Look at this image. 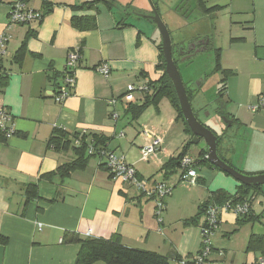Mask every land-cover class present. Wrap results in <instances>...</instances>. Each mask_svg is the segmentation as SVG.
<instances>
[{
	"label": "crops",
	"instance_id": "0c3cea01",
	"mask_svg": "<svg viewBox=\"0 0 264 264\" xmlns=\"http://www.w3.org/2000/svg\"><path fill=\"white\" fill-rule=\"evenodd\" d=\"M17 1L0 0V37L9 38L2 61L0 107L11 114L16 128L11 138L0 137V240H7L3 264H75L81 252L77 239H109L114 235L130 248L166 257L179 255L183 260L195 258L202 249L204 216L197 225L187 224L191 217L179 219L177 225L167 208L159 224L154 202L113 179L99 157L90 158L85 168L64 178L45 177L76 160L72 149L56 150L50 145L56 129L106 139L108 150L124 156L141 178H152L153 172L168 162L163 148L167 131L144 125L136 136L126 133L127 117L134 119L128 110L130 103L124 101L128 87L144 86L162 75L156 68L161 43L157 27H151V35H147L142 18L134 13L151 15L150 3L140 0L132 7L135 0H114L113 7L101 2L91 10H75L73 6L93 0H47L54 6L42 21L13 25L9 14ZM154 1L160 15L164 7L165 23L173 39L174 33L188 23V14L179 16L173 8L187 0ZM26 3L35 11L45 12L43 0ZM203 7L217 9L203 13L198 0L190 7L192 17L197 16L195 23L200 25L196 40L203 44V50L198 53L209 50L210 45L214 53L220 49L221 67L228 74L224 97L240 136L228 145L232 149L228 158L239 171L264 174V157L259 159L251 153L261 145L264 150V110L254 113L249 109L264 92V0H205ZM73 17H95L96 28L80 31L72 26ZM209 18L214 21L212 28L201 26ZM77 48L82 60L75 74L76 85L71 96L59 104L54 98L58 88L53 77L65 73L67 58ZM99 66L110 69L108 77L95 70ZM218 74L221 79L225 77L222 72ZM132 95L133 105L142 104L143 93L135 91ZM113 113L118 115L116 120ZM157 114L162 122L161 111ZM176 118H170L169 126L178 122ZM145 130L163 141L161 152L148 161L141 156V148L149 142ZM178 155H170V159ZM212 173L211 181L200 176L197 181V185L208 182L201 187L206 195L202 205L211 201L214 192L234 195L240 185L223 172ZM30 185L38 186L35 198L28 197ZM232 224H237V217L224 214L218 230L222 232L224 225ZM253 225L251 235H264L261 223L256 230ZM213 247L209 264H234V255L229 259L227 251L219 245ZM219 250L225 252L223 256L218 255ZM260 259L258 254L247 253L237 264H258Z\"/></svg>",
	"mask_w": 264,
	"mask_h": 264
},
{
	"label": "trees",
	"instance_id": "16d2710c",
	"mask_svg": "<svg viewBox=\"0 0 264 264\" xmlns=\"http://www.w3.org/2000/svg\"><path fill=\"white\" fill-rule=\"evenodd\" d=\"M152 1L157 11L159 12V9L157 8V2L154 0ZM19 2L26 3V0H18L13 4V6ZM101 2H106L107 4H109L110 7H113L114 0H93V1L85 2L81 6H73V8L75 10H83V9L91 10L93 8H96L97 5ZM204 3L205 0H198L199 9L203 13L208 14L213 11H216L217 8L208 9L203 7ZM43 4H44L45 12L41 13L42 20L46 15H48L51 12L54 6L53 3L48 2L47 0H43ZM71 24L73 27L79 29L80 31H87L96 28V19L95 17H73ZM172 43H173L174 62L181 74L189 101L192 104L194 96L199 91V89L198 88L195 89L192 86H189L184 81L180 64L183 65L185 62L189 61L196 54H198L197 49H199V52L202 51L200 49L203 48L202 47L203 44H201V42L197 39L196 42L193 43L195 45V48L188 49L189 47L186 48L184 46V43L175 44L173 42V39H172ZM189 46L192 45L189 44ZM209 47L211 48V45ZM23 48H25V46H23ZM158 48L160 53H159V63L156 66V68L157 70L161 71L162 75L158 80L150 81L149 84H147L150 87V92L144 94L145 98L142 104L133 105L132 103H130L128 110H130L134 119H138L149 107L153 106L157 109V111H159V105L161 101L164 98H167L169 99L170 103L173 105L175 111L177 112L176 121L179 122L182 120L185 124V132L187 133V135L193 138V134L184 119L173 83L166 73V64L162 52L161 43H159ZM180 51H185V52L181 53ZM220 57H221L220 49L215 50V68L213 69L210 75H206L204 78V82H206L209 76L214 75L216 73L222 72L225 75V77L220 80V89L217 94L218 102H220L224 98L226 92V81L228 77L227 72L222 70ZM183 58H185L186 60L182 61ZM65 76H66L65 73L54 75L53 79L55 81L56 87L58 88L56 90V94L59 93V91H61L64 88L63 84H64ZM199 79H195L194 83L196 81H199ZM204 82H201V86L203 85ZM221 116L225 117L228 121H231V124L228 125L227 123L225 125V132L221 135H218L215 131L213 132L217 135L219 139V153L221 158L229 165L233 166L230 159L228 158V155L231 154L230 152H232V149L230 150V147L228 146L230 145L231 142L227 141L229 139V137H227V132L235 125V120L231 118L230 114L224 111H221ZM79 136H81L82 144L81 146L77 147L75 145V140L79 138ZM0 137L3 140H6V138L1 133H0ZM106 144H107V140L99 136L88 137L87 134L85 133H79V134L76 133L74 135H70L64 129H56L54 132V136L51 138L50 145L53 146L56 150L66 151L72 149L76 156V160H74L73 162L67 165L60 167L57 172L49 174L45 177L52 178L55 175H60L61 178H64L70 175V173L75 170L85 168L90 158L99 157L98 154L90 155L88 153L89 146L92 145L94 148H97L98 150H102V149L107 150L108 148L106 147ZM188 148H189V144L184 147L183 151L179 153V155L176 158L170 159L164 165V167L161 169L160 172H164L166 175V173L170 174L172 172L177 171V169L180 168V162L182 158L185 155H187ZM199 156L201 160L200 161L197 160L198 164H204L209 168L216 169L217 171L222 172L219 168L211 164L209 160L206 158L207 152L205 149L201 151ZM99 158L105 162V160L102 157ZM226 175L229 176L228 174ZM28 195L29 198L37 197L38 186L30 185L28 188ZM260 196L264 197L263 186L248 187L240 184L234 195H229L223 191L214 192L212 193L211 201H208L203 205H201L199 213L190 220H188L187 224L197 225L203 216L205 218L206 209L211 204L215 203V204L223 205L227 202H232L233 204H242L247 202L248 205L250 206V212L248 215L237 217V223L245 224V223L259 222L262 223V225L264 226V222L261 220L263 219L264 212L262 214L256 215L252 209V206L255 203L256 199ZM77 241L78 243L81 244V252L75 264H94L99 261L104 262L105 264H182V262L185 261L179 255L166 257L155 252L127 247L121 242V237L119 235H114L109 239H86V240L77 239ZM6 243H7L6 239H1L0 247L6 246ZM246 252L258 254L261 257V259H264V235H258L253 233L248 240ZM185 262L186 264H196L194 262V258L192 257L189 260H186Z\"/></svg>",
	"mask_w": 264,
	"mask_h": 264
},
{
	"label": "rangeland",
	"instance_id": "374dc122",
	"mask_svg": "<svg viewBox=\"0 0 264 264\" xmlns=\"http://www.w3.org/2000/svg\"><path fill=\"white\" fill-rule=\"evenodd\" d=\"M140 0H135V6L132 5V7H136L138 5V2ZM148 3H150V0H147ZM183 4V5H182ZM151 5V4H149ZM196 6V0H187L185 3L182 2L181 4L177 5V9L175 7L173 8L174 11L179 13V16L182 15L188 16L186 17V20L188 21L187 25L181 32L174 33L173 42L176 43H184V46L186 48L189 47V44L191 41H196V37L198 36V33H196V29L200 28L199 23H195V19L197 16L192 17V10H190V7ZM164 8V7H162ZM161 8V17L166 21V14H164V11H162ZM172 9V10H173ZM150 11L152 12V8L150 6ZM135 14L137 12H134ZM140 14V13H139ZM152 14V13H151ZM146 15V14H142ZM149 16V15H147ZM173 16V15H172ZM176 16V13H174V17ZM173 17V18H174ZM176 19L179 17H175ZM179 20V19H178ZM182 22V20L180 19ZM141 22H143L145 27L142 28L148 33L147 35H151L150 28H156V25L151 22L149 19L142 18ZM214 21L212 19H207V22L201 24V26L212 28ZM149 29V30H147ZM157 35L159 31H157ZM181 72L184 78V81L193 88H198L199 91L195 94L194 99L192 101V107L194 110V113L197 115V118L201 123L211 128L213 131H215L218 135H221L225 132V125L228 123V125L231 124V121H228L225 119V117L221 116V111H224L226 113H229L228 109L230 104L227 101V98L224 97L220 102L217 101V94L220 89V80L221 75L216 73L214 75L209 76L208 80L203 83L201 87H198V84L200 81H195V79H204L206 75H210L215 68V53L212 48H210L207 51H204L202 53L196 54L193 58H191L189 61L185 62L183 65L180 64ZM191 81V82H190ZM159 111H161L163 116V121L160 122V114H157L158 111L155 107H150L147 109L137 120H134L130 116L127 117L129 121L126 122L127 124V131L126 133H130L131 135L133 133L134 136H136L144 127V125H147L149 127L154 128H160L164 131H167L168 137L166 139V143L164 144L163 148L167 150L168 157L166 161L170 160V155H178L181 153L186 145L189 144L187 155L194 158L195 160H201L200 153L203 149H205V144L203 142L200 143H193V138L185 132V124L181 120L179 122H175L174 125L169 126L168 122L172 116L177 117V112L175 111L173 105L170 103L169 99L164 98L160 103ZM238 128L233 126L229 131L227 132V137L229 139L228 142H233L235 139L240 136L237 134ZM251 151L252 154L257 155L260 157L259 159H262L264 157V150L263 145L259 146L257 149L254 148ZM264 161V158H263ZM264 166V165H263ZM198 176L206 178L208 181H211L212 172H218L216 169L209 168L208 166L204 164H198V166L195 167ZM264 169V168H263ZM150 172L153 171V168L148 169ZM161 171V169H160ZM157 170L156 172H153L152 181H158V182H165L168 186L172 188V194L166 198V209L168 208L171 220L175 224L178 225L179 219H190V217L196 216L199 211L200 207L202 205V199L206 197L205 191L202 190L201 187H204L208 182L206 180V184L196 183V185H190L188 183L181 181V175L182 170L180 168L177 169V171L172 172L170 174L164 172H160ZM208 177H205L208 175ZM165 177V178H164ZM228 178L233 179L231 176H228ZM234 180V179H233ZM235 181V180H234ZM236 182V181H235ZM264 188V186H263ZM264 202V197L260 196L254 203V211L258 214L262 213L264 210V205L262 206L260 202ZM155 204V203H154ZM165 209V210H166ZM166 211L163 212L165 214ZM164 217V216H163ZM157 220V218H156ZM201 220V219H200ZM204 218H202L201 222L203 224ZM178 221V222H177ZM262 221L264 222V216ZM181 225H183V221H180ZM256 223H245V224H232V225H224L222 227L223 231L221 230L216 231L212 237V243L213 245H219L220 249H224L227 251L228 258L231 259V257L235 256L234 264L240 263L244 261L243 259L246 258V248L248 244V240L250 238V235L253 231V224H255V230L259 227ZM262 224V223H261ZM177 225L174 226L175 229H177ZM221 227V225H220ZM226 233V234H224ZM225 253V252H224ZM94 264H105L104 262H96Z\"/></svg>",
	"mask_w": 264,
	"mask_h": 264
},
{
	"label": "built area",
	"instance_id": "2783aa9c",
	"mask_svg": "<svg viewBox=\"0 0 264 264\" xmlns=\"http://www.w3.org/2000/svg\"><path fill=\"white\" fill-rule=\"evenodd\" d=\"M10 23L13 25H27L35 21L42 20V14L28 7L26 3L19 2L15 4L9 14ZM9 38L6 35L0 37V76L2 74V61L7 52V43ZM82 60L80 49H74L70 52L66 68H65V80L64 88L59 93L54 95L57 103L62 104L71 96V91L76 85V70L79 63ZM101 75L108 77L110 69L107 66H99L95 69ZM139 91L143 94L150 92L149 85L141 87L129 86L128 92L124 96L126 103L133 102V92ZM117 101H113L115 105ZM249 109L256 113L264 110V92L258 97V102L250 106ZM112 117L116 120L118 115L112 114ZM0 133L6 139L11 138L16 134V128L14 118L6 110L0 107ZM149 142L147 145L141 148V156L144 161H148L151 157L156 156L161 152L163 141L161 138L154 136L148 131L143 133ZM81 136L75 140L77 147L81 146ZM88 153L90 155L98 154L105 160V166L109 171L113 179L119 180L123 183L130 185L144 198L151 200L155 203V216L159 224L163 223L162 214L166 209V198L172 194V188L165 182L152 181L151 179L141 178L136 168L130 165L124 156H119L110 150H98L92 145L89 146ZM207 158V156H206ZM198 166V161L189 155H185L180 162V169L182 170L181 181L190 185H196L198 181V173L195 167ZM250 212V206L247 202L242 204H233L227 202L223 205L211 204L206 209L205 220L201 226L202 234V249L194 258L196 264H209L210 257L215 251L212 243V237L216 231L220 228L222 223V217L224 214H233L236 217L248 215ZM218 255L223 256V251H217ZM186 261V260H185ZM183 261L182 264H186ZM259 264H264V259L259 260Z\"/></svg>",
	"mask_w": 264,
	"mask_h": 264
},
{
	"label": "water",
	"instance_id": "95a60500",
	"mask_svg": "<svg viewBox=\"0 0 264 264\" xmlns=\"http://www.w3.org/2000/svg\"><path fill=\"white\" fill-rule=\"evenodd\" d=\"M150 4L152 8L151 15L147 16L137 13L136 15L140 18L149 19L156 25L160 33L162 52L166 64V73L173 83L184 119L193 134V143L203 142L205 144V150L207 152V159L209 162L219 168L222 172L231 176L239 184L248 187L264 186V174H244L221 158L219 153V139L217 135L213 132V130L197 119L192 104L189 101L183 79L174 62L173 43L170 31L151 0ZM205 43L208 44V40ZM193 47H195V45H193ZM201 82H204V79H202ZM198 87H200V83L198 84ZM4 252L5 248L1 246L0 264H3Z\"/></svg>",
	"mask_w": 264,
	"mask_h": 264
},
{
	"label": "flooded vegetation",
	"instance_id": "af4514ba",
	"mask_svg": "<svg viewBox=\"0 0 264 264\" xmlns=\"http://www.w3.org/2000/svg\"><path fill=\"white\" fill-rule=\"evenodd\" d=\"M193 48H195V47H193V45H192V46H189L188 49H193ZM200 50H203V48H201ZM197 51L199 52V49H197ZM180 52L183 53L185 51H180ZM185 60H186L185 58L182 59V61H185Z\"/></svg>",
	"mask_w": 264,
	"mask_h": 264
}]
</instances>
